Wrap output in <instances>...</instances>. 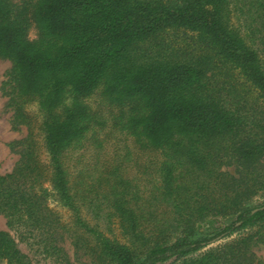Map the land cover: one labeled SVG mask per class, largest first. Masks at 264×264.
<instances>
[{
	"label": "trees",
	"instance_id": "1",
	"mask_svg": "<svg viewBox=\"0 0 264 264\" xmlns=\"http://www.w3.org/2000/svg\"><path fill=\"white\" fill-rule=\"evenodd\" d=\"M173 30L190 43L165 38ZM0 61L11 128L26 129L0 175L1 261L31 264L13 231L64 264V240L91 264H254L264 0H0ZM113 134L131 145L71 171L88 141Z\"/></svg>",
	"mask_w": 264,
	"mask_h": 264
},
{
	"label": "rangeland",
	"instance_id": "2",
	"mask_svg": "<svg viewBox=\"0 0 264 264\" xmlns=\"http://www.w3.org/2000/svg\"><path fill=\"white\" fill-rule=\"evenodd\" d=\"M238 15L233 17V22L235 25L241 24V19H237ZM241 17V16H240ZM242 18V17H241ZM240 22V23H239ZM243 28L242 26L240 27ZM243 30V29H242ZM29 38L31 40L36 39V32L31 30L29 32ZM165 38L169 40H174L175 44H183V43H190L191 41V34L184 32L182 30H173L166 33ZM10 64L8 61H0V175H4L9 173L15 163L19 158V153L22 150L21 145H14L10 147L9 144L12 142L21 141L26 135V129L24 127H20L19 130H13L11 128V109L8 107V98L5 96V91L8 89L3 83L7 81L5 76L6 72L9 70ZM33 115L36 114V107L35 105H31L28 109ZM100 139H103L101 137ZM104 145L102 148H97L96 142L90 140L86 143L84 149L75 153L74 159L71 160L72 169L74 171L76 169L84 168L90 169L91 166L94 164H101L104 160H107L111 156V149L114 145L118 148V156L123 153L122 147L124 144L131 145L130 139H124L121 135L113 134L109 137V141L105 139L102 142ZM81 157L76 161V158ZM149 157L148 154H131L129 158L138 159L139 161H145ZM262 164H264V155L261 159ZM128 167V174H133L135 172L136 167L129 163ZM229 171H233L232 168L228 169ZM257 203H261V199L256 200ZM49 205L52 209H54L57 213L60 214L62 220L67 222L69 220V215L65 209L61 208L55 201L50 200ZM90 219V216L86 217ZM0 230L8 231L5 225V219L0 215ZM10 234L14 237V239L18 243V248L27 255L31 264H64L62 259L56 255H49L43 250V245L36 243L32 238L28 236L23 237L20 239V236L13 231ZM114 234L117 236L118 231L114 227ZM221 243L213 244L212 246H216ZM63 253L65 258L68 260L70 264H91L88 256L83 254L82 251L76 250L73 248L69 242V240H64L62 244ZM250 251L252 254V262L261 263L264 261V246L261 244H253L250 247ZM0 264H6L5 261L0 260ZM169 264V263H166Z\"/></svg>",
	"mask_w": 264,
	"mask_h": 264
}]
</instances>
